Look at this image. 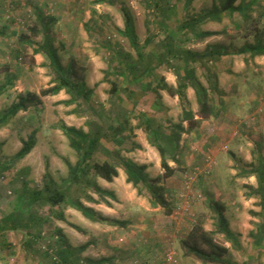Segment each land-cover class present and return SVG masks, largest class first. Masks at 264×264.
I'll return each mask as SVG.
<instances>
[{
  "label": "rangeland",
  "instance_id": "obj_1",
  "mask_svg": "<svg viewBox=\"0 0 264 264\" xmlns=\"http://www.w3.org/2000/svg\"><path fill=\"white\" fill-rule=\"evenodd\" d=\"M37 2L38 4L41 2L42 6H39ZM219 2L220 0H194L185 7V0H0V28L7 21L11 23V29L6 31L8 35L0 34V87L3 86L0 93V113L7 110L17 99L18 91L25 89L38 91L53 85L55 73L50 68L47 57L44 62L34 57V44L44 38L43 35H37L33 32L32 27L35 26V14L33 13L36 8H43L41 11L46 14L48 20L53 19V16H60V21L57 24V21L53 22L49 30L50 36L53 39V44L55 42L57 45L60 57L65 61L70 59L68 62L70 64L72 63L71 57L74 52L68 49L67 46L60 47L57 43L59 39H65L64 35H62L64 33L60 32L63 26L75 25L76 27L77 25L80 26L81 23L93 25L94 20L97 19L98 23L108 26L106 33L111 35V42L109 43L111 48L120 50L124 54H130L132 60H134L137 57L136 49L132 47L129 38L124 36L119 28V26L124 28L122 9L126 8L134 18L136 31L142 50L145 53L151 50L162 51L164 46L161 41L163 39L167 41V35L169 34L173 35L176 47L199 51L202 37L197 38L180 25L185 20L184 17L186 15L204 13L209 11L213 4H219ZM62 3L65 4L60 9L59 6ZM239 3H241V0L236 2V4ZM242 3L249 5L250 8L245 9V13H250L251 18L246 21L240 13H237L233 18L236 26L232 25L230 27L232 33L236 36L241 35L243 33V31L241 32V24L245 21V23H250L248 26L251 32L261 35L262 40H264V0H242ZM92 9L99 11L97 16L92 12ZM104 14L107 15L105 19L99 16ZM199 29H202V24H199ZM21 33H23L24 38L20 36ZM146 37L151 38L149 44L145 42ZM16 51H22V55H19V57L15 56ZM105 54L107 57L104 56ZM76 59H80L78 53ZM110 59L108 50L105 51L99 47H96V49L87 48L84 52V60L85 62L86 60L88 61V65L82 66L83 68L80 67L81 65H76L77 71L85 78L86 72L89 71L90 76L88 75V78L90 77L91 83H95L94 89H96L95 95L91 96L92 102L95 104L94 109H103L105 115L94 113V110H91L88 105L87 107L86 105L77 106L76 104L67 106L69 108L64 109L60 113L55 108L57 103L53 104L52 97H49L51 95H47L45 97L47 104H44L39 112L37 109L19 112L0 127V217L14 208L18 195L22 193L24 180H27L34 187L43 185L48 180L47 175L43 176L44 171L46 172L50 169L55 175L62 174L64 169L62 165L67 167L64 157L77 159V152L70 146L69 139L63 133L49 135L50 140L47 143H44V137H41L38 142L40 125L56 126L53 129L54 131L55 128L61 129V124L65 122L64 117H61V114H63L70 123L75 121L74 116L81 118L83 122L84 120L85 122L87 121L86 123L89 126H87L86 130L89 128L94 130L98 126H102L105 129L108 125L105 118L108 111L114 110L115 114H123L122 107L126 106L116 100L115 95H111V83L109 81L117 82L119 87H122L123 84L128 87V83L124 78L119 77L117 72L112 71L114 65L110 66ZM201 62H195V65L198 76L203 79L207 74V68L201 65ZM8 63L13 65V67H8ZM64 65L67 66L66 63ZM174 66V61L162 65L157 69V75H163L168 83L176 82L177 84ZM215 66L217 68V65ZM96 68L99 69L98 72ZM106 73H108L109 81L104 80ZM98 74L103 79L97 80L98 78L93 77ZM8 75L17 76L13 85L7 80ZM147 81L151 80L145 77L143 82L146 83ZM204 82L206 83L205 79ZM129 88L137 93L140 86L131 84ZM216 94L217 91H212V102L215 105L218 101ZM122 96L127 101L128 106L131 107L130 109H133L131 113H128L129 122L133 128H138L139 119L136 117L140 112H144L151 117L155 123L161 126L166 135L172 134L175 131L174 129H176L173 124L179 123L181 120L182 106L180 100L175 102H172V99L165 100L164 93L161 97L153 92L141 94L137 102H135L134 98H128L126 91ZM195 102L196 100L193 97L189 105L194 112L198 111V105H194ZM134 103H137V106ZM71 112H75V114ZM80 113L84 115H79ZM241 117L237 119L236 123H234L235 120L233 118H230V122L234 126L225 131L217 128L220 123L217 120H212L211 117L203 120L197 128H185L182 132L179 147H176L174 153L168 152L169 164L175 169V173L173 176L163 179L158 185L172 206L171 214H166L165 209L160 205L151 206L152 209L149 210V213L143 214V218L139 219L137 216L140 213H131L130 210L126 211L124 209L121 213L123 216L128 217V219H125L128 221L125 226L107 224L105 221L91 223V221L78 222L77 220L75 222L68 220L67 227L75 228L79 232V236L86 241L94 240L96 246H98L97 250L102 254L107 255L111 251L117 252L118 262L115 261L114 256H105L112 257L111 262L108 264H206L189 253L183 244V240L196 224H201L207 231L214 232L215 241L229 247L230 258L236 263L264 264V238L261 242H258L259 225L263 220L262 216L259 215L261 211L260 197L253 191L258 186L259 179L255 174L251 173L252 166L254 167L264 160V94L260 103L256 107L251 108L250 117ZM236 125H240L238 126V133L242 134V136H235L232 139L234 136L232 133L237 129ZM252 126L254 127V132H257L258 135H255L254 132L252 133L250 128ZM33 130H37L36 142L38 143L31 150V154L29 153L30 155H35L33 159L34 168L30 167L31 170L27 173L25 171L27 166H22L25 164L23 159H14V155L22 147L20 139L28 138ZM216 131L229 133L232 140L230 139L227 143V135L219 136ZM129 136L135 141L136 139L147 138L148 132L143 127L138 130L137 134L133 132ZM151 138H153L152 135ZM101 141L107 150L106 152L98 151L95 154L99 155L98 158L100 160L105 157L104 155H111V151L115 148V144L111 141H107L105 138ZM162 141L164 143L167 142L166 140ZM248 141H251L252 144H248ZM166 144L168 145L169 143L167 142ZM185 145H188V148L182 155L181 152L185 150ZM240 146L242 149H240ZM146 148L143 151L147 153L143 155L148 157L153 155V152L148 147ZM57 149H60V151ZM50 155H60V160L59 164L49 168L51 166L49 162ZM173 155L176 156L175 160ZM135 157L141 158L140 155ZM208 157H211V159ZM37 158L39 164L36 163ZM163 171L162 167H160V171L152 170L147 174L149 177L155 178L156 175H162ZM58 179L61 180L62 176ZM63 180L59 181L58 184H63ZM188 181L190 182V189L187 190ZM129 184L134 187L132 183ZM134 188L138 191L137 187ZM139 188L142 190V194L138 192V195L150 199L149 189L144 185H140ZM89 190H91L90 193L88 192ZM89 190H87V193L94 197L92 192L95 193V191L93 189ZM184 192H188V194L182 195ZM81 198L89 200L84 195ZM110 199L116 201L117 198ZM108 201L109 203L106 204L113 206L109 199ZM215 201L225 206L228 222L233 227L238 224L244 228L245 235L236 231L241 247L233 245L232 242L227 241L224 233L217 231V214L211 206V203ZM35 209L36 211H41L47 217H59L58 213L62 212L64 216V209L67 208L44 205L40 208L35 206ZM49 220L52 219L50 218ZM137 220L138 222L136 223ZM246 227L247 229H245ZM104 233L109 234L108 239L104 238L102 235ZM136 233H144L145 236H142L141 241L134 243L135 247L138 248V253L134 251L136 254H129L128 252L130 251L126 244L128 239L132 238V235ZM151 233H158L160 238L164 237L166 239V242L162 245V248L155 247L153 254L149 252L148 255L140 256L139 253L147 252L146 248L141 247L147 243V239H152L149 236ZM15 237H17V234ZM114 241L117 242L115 245L119 246L113 248L112 243ZM19 244L18 240L17 245L10 244L7 248H0V264H38L27 261L33 257L29 256L22 246L19 248ZM46 245L51 257L45 256L44 253H42L43 256L39 255L42 256L43 260L47 261L46 263L50 262L48 264H51V261H56L55 257L58 256V247L57 244L52 242H46ZM170 254L173 255L171 260L168 259Z\"/></svg>",
  "mask_w": 264,
  "mask_h": 264
},
{
  "label": "trees",
  "instance_id": "obj_2",
  "mask_svg": "<svg viewBox=\"0 0 264 264\" xmlns=\"http://www.w3.org/2000/svg\"><path fill=\"white\" fill-rule=\"evenodd\" d=\"M194 0H185L186 5H189ZM238 0H220L219 4H213L209 11L204 12L198 16H188L186 20L181 23L183 29L188 30L197 38L205 37L213 34V31H202L199 29V24L205 19H215L221 14L227 13L232 15L236 11H242L245 20L251 18V14L245 13V9H249L248 4L241 3L236 4ZM92 12L97 16L96 9ZM124 16V29L121 33L127 36L133 48L136 49L137 57L132 60L130 54H124L120 50L108 48L110 52L111 62L110 66L114 65L113 72H117L119 77L124 78L128 83L119 87V84L114 81H109L106 73L104 80L111 83V95L116 96V100H119L126 107H122L123 114H115L114 110L108 111L106 118L107 128L111 127V130L98 126L96 129L85 131L83 128L76 126H70L66 123H62L60 128L69 139L70 146L77 152V161L71 163L68 159L65 162L69 168V176L63 180V184H58L47 173L48 180L43 186L34 187L27 180L23 181L22 193L18 195L14 208L0 218V248L4 249L10 246V243L6 239L8 231L26 230L27 240L23 244L26 249H38L47 257H51L48 249L43 247L42 234L43 229H38L37 226L41 225L42 217L41 211H36V207H42L49 205L50 207H66L72 205L80 210L86 217L92 221H105L112 225L125 226L128 221L113 219L106 217L96 212L92 207H89L83 203L80 199L82 195L86 196L89 200L100 203H109L106 196L115 199L116 196L113 192L107 191L99 186L97 177H102L107 181H113L115 177L119 175L118 167H123L127 173V182L132 183L134 187L138 188L139 194H142L140 185H144L150 191V201L152 206H162L165 209L166 214L172 213V206L164 193L158 187L159 183L165 179L173 176L175 169L169 164L168 152L174 153L176 147H179L181 134L185 130L195 129L200 126L201 122L212 116L217 117L218 111L215 109L216 105L212 102V91H219L217 81V68L215 66L217 51L212 49L211 51L192 50L188 48L176 47L173 40V35H167L168 40L161 41L164 46L163 50L158 52L149 51L145 53L142 50V45L139 40L138 33L134 24V18L130 11L126 8L122 9ZM93 19V17H92ZM94 20V19H93ZM44 21V20H43ZM46 22V21H45ZM54 19L48 20L49 23L43 30H40V26L36 25L33 28V32L37 35L43 32L44 42L38 44L34 48V53H43L49 60V66L55 73V79L52 82L53 85L42 88L39 92L32 90H25L17 95V99L11 104V106L0 113V127L6 124L12 117L17 115L20 111H31L37 109L39 112L43 108V97L47 95H54L65 89L70 94V98L67 100L59 101L66 105L77 104V106H90L94 113L105 115L103 109L96 110L90 104V96L93 93V89L88 87L84 76L81 75L76 69V63L72 62L65 66L62 64L59 50L54 46L53 39L50 36V28ZM93 25L99 24L97 19L94 20ZM92 25V26H93ZM86 26L90 28V25L86 23ZM10 26L5 25V28L0 31L2 35H8L7 30ZM23 36V33L20 35ZM256 45L252 46L253 51L256 54L264 53V43L262 36L256 35ZM24 38V36H23ZM167 38V37H166ZM165 38V39H166ZM111 40L108 42V44ZM146 44L151 42L150 37H146ZM22 55V51L15 53V56ZM212 63H208L210 61ZM174 61L175 75L177 78V85H171L166 81L163 75H157V69L166 63ZM202 61L201 65L207 68V82L206 86L197 74V68L195 62ZM206 61V63H205ZM194 64V65H193ZM212 64V65H211ZM147 77L151 81L143 82V79ZM7 80L11 85L14 84V78L8 75ZM131 84H138V92L135 93L129 86ZM189 87L194 88L196 100L198 103V111L194 112L190 107V99L187 94ZM0 87V93L2 91ZM161 90H166L171 96H178L180 104L182 106L181 120L179 123H174L173 127L175 131L166 135L161 126L155 123V121L149 117L146 113L140 112L136 117L139 119L137 124L138 128H145L148 132V140L152 146H155L161 155V167L164 170L162 175L155 178L148 176L145 171V165H139L132 159L123 157L121 155L122 150L131 151L136 148L141 149L142 146L134 141L130 136L128 138L122 137V132L125 126L133 129L129 122L128 113H131V107L128 106L127 101L122 96L126 91L128 98H134L135 102L139 100V96L145 93L153 92L157 96L161 97ZM121 103V104H122ZM137 106V103H134ZM87 106V107H88ZM102 117V116H101ZM100 117V118H101ZM104 118V117H103ZM188 123V127L184 126V123ZM127 128V129H128ZM36 133L37 130H33L30 136L25 139L21 138L22 147L14 155V159H21L31 152L36 145ZM133 133V131H132ZM151 135L153 138H151ZM132 137V136H131ZM105 138L107 141L114 140V144L119 146L120 149L116 151V161H102L95 157L98 151H105L104 145L101 140ZM162 140H166L167 145ZM258 144V141H257ZM175 155L173 159L175 160ZM251 173L255 174L259 179L258 186L253 189L256 195L260 197L261 211L259 215L263 220L259 225V238L258 242L264 238V160L260 161L258 165L252 166ZM93 189L98 195L99 199H95L87 193V190ZM211 206L217 214V231L224 233L227 241L232 242L233 245L241 247V243L238 237V233L233 231L228 222V217L225 212V206L218 201L212 202ZM59 217H64L63 213H58ZM35 226V227H33ZM75 226V225H74ZM32 228L35 231H32ZM59 236V261H51V263L58 262L59 264H82L81 259L77 260L79 253L86 248V245H82L79 248H73L68 244L66 236L62 230H58ZM183 244L196 258L200 259L204 263L211 264H238L230 258L229 247L220 244L214 239V232L207 231L201 224H196L188 233L187 237L183 240ZM47 249V250H46ZM56 258V257H55ZM54 258V259H55ZM112 260V257H103L98 260L89 259L91 264H108ZM49 263V262H48Z\"/></svg>",
  "mask_w": 264,
  "mask_h": 264
},
{
  "label": "crops",
  "instance_id": "obj_3",
  "mask_svg": "<svg viewBox=\"0 0 264 264\" xmlns=\"http://www.w3.org/2000/svg\"><path fill=\"white\" fill-rule=\"evenodd\" d=\"M37 4H38V2H37ZM63 4H65V3H62L59 6V8L60 7L63 8L64 7ZM38 5L42 6V3L39 2ZM171 6H173V5H171ZM186 6L187 5L185 2V7ZM42 9H40V7L36 8V11L33 13V14H35L34 15V17H35L34 25L35 24L39 25L40 30H43L44 27H46L49 24V23H47L48 19L46 17V14L41 11ZM97 12L99 13V11H97ZM100 12H101V10H100ZM60 13H61V11H60ZM237 13H240L242 15V17L244 18L242 11H236L232 15L224 13V14H221L218 18H215V19H209L208 18V19L203 20L202 23H200V24H202V29H201L202 31H213V34H211L209 36L202 37L201 47H200L199 51H201L202 53H204L205 51H211L212 49H216V51H217V56L215 57L216 58L215 65H217V81H218L219 91H217V94H216L218 101L216 102V106H215L216 108L215 109H217L218 114H217V117L212 116V120H217V122L220 123V124H218L219 126H217V128L222 129V131L230 129L231 127L234 126L233 124H231L230 118H233L235 120L234 123H236L237 119L241 116H242L241 118H244L246 116L250 117L251 108L256 107L260 103V100L263 99V94H264V53H261V54L257 53L256 54V52L253 51L254 47L252 48V46L257 44L256 43L257 33L251 32V30L249 29L250 27L248 26L250 23H245V21H243V23L241 24V32L243 31V33L241 35L236 36L232 33V30L230 29V27L232 25L236 26L233 18L235 17V15ZM202 14L203 13L195 14V15L192 14L190 16H198V15H202ZM99 16L100 17L102 16L103 19L107 18V15H105V14L99 15ZM53 17H54L53 18L54 21L55 22L57 21L56 22V24H57L58 21H60V16L57 15V16H53ZM184 18L186 20L189 17H188V15H186ZM244 20H245V18H244ZM10 24L11 23L7 21V23H5L0 28V31L5 28V25L10 26ZM107 27L108 26L106 24L102 25L101 23H99L97 25H93V26L90 25V28H88V26H86L85 23H81L80 26L77 25L76 27H75V25L63 26L62 31H60V32L64 33L62 35H64L65 39H59L57 41V43L60 47H66L67 46L68 49H70L72 52H74V55L71 57V59H72L71 62L76 63V65H78V66L81 65L80 67L87 66L88 61L86 60V62H85V60H84V52L86 51L87 48L96 49V47L97 48L99 47L100 49H103L106 51V50H108L109 47H111L108 44V42L111 39V35H109V34L107 35V33H106ZM119 28L121 30L124 29L121 26H119ZM10 29H11V27H10ZM12 32H14V31H12ZM40 35H43V32L40 33ZM44 39L41 38L40 42H38L37 44H34V46L37 47L38 44L43 43ZM261 44H262V46H264V43H261ZM54 46L57 48V45L55 42H54ZM76 52L80 56V59H78V60L76 59V55H77ZM104 56L107 57L106 54ZM34 57L38 58L39 60H42L43 62L45 61V58H46V56L43 53L34 54ZM60 58H61V61L63 64L66 63V65H68V62L70 61V59L65 61L62 59V57H60ZM212 62L213 61L211 60L208 63H212ZM205 63H206V61H205ZM7 65H8V67H10V66L13 67V65H11L10 63H8ZM96 71L98 72L99 69L96 68ZM88 75L90 76L89 71L86 72V78L84 76V79H85L88 87L93 89V93L91 94V96H94L95 92H96V89H94L95 83H91L90 77L88 78ZM174 75H175V73H174ZM11 76L14 78V80L17 78L16 75H11ZM207 76L208 75L206 74V76L203 77V79H201L202 82L206 86L208 85V82H207L208 77ZM93 77H96V79L98 78L97 80H99L101 78L103 79V77H99V74L96 76H93ZM91 78H92V76H91ZM204 79L206 80V83L204 82ZM169 84L175 85V86L177 85L176 82L175 83L171 82ZM25 90L18 91V94L25 91ZM28 90L36 91L35 89H28ZM39 91L40 90H38L36 92H39ZM188 92H189L188 93L189 99L192 100V98L194 97V100H196L194 88L189 87ZM163 93H164V99L165 100L172 99V102L179 100L178 96H171L166 90H161V95ZM91 96H90V104L93 107H95V104L92 102ZM218 96H220V97H218ZM45 97L46 96L43 97V102H44V104H47ZM49 97H52L51 100H52L53 104L57 103L55 105L56 106L55 108H57V110H59L60 113L62 111H64V109L69 108L67 106L75 105V104L66 105L64 103H58L59 101L67 100L70 98V94L67 93V91L65 89H63L59 93L51 95ZM196 104L198 105L197 100L194 103V105H196ZM194 110H196V109L194 108ZM20 112H22V111H20ZM24 112H26V111H24ZM71 113L75 114V112H71ZM79 115H84V114L80 113ZM79 115H77V116H79ZM61 117L62 118L64 117L65 122H63V123H66L67 125L71 124L72 126H76L78 128H83L85 131L90 130V128L88 130H86L87 126H89V125H87V123H86L87 121L85 122V120H84V122H83L81 118L74 116L75 121H72V123H70V121L68 119H66L65 116H63V114H61ZM88 123H89V121H88ZM184 126L187 127V123H184ZM238 126H240V125H236L237 129L234 130L232 133V134H234L232 139H234L235 136H242V134L238 133L239 132ZM54 127H56V126L48 125V124L43 125V126L40 125L39 131H38L39 135H38V139H37L38 142H39V139L41 137H44L45 138L44 143H47L50 140L49 135H51V134L52 135L53 134L58 135L59 133L64 134L63 130L59 129V128H55V131H54L53 130ZM105 128H107V127H105ZM127 128L128 127L125 126L123 129V132H122V137H124V138H128L129 134L132 133V131L135 134H137L138 130L140 129V128H133V129L129 130L130 128H128V129ZM250 128H251L252 133H253L254 127L252 126ZM109 129L111 130V127L107 128V130H109ZM254 133H255V135H258L257 132H254ZM216 134L219 136L220 135H223V136L227 135L226 136L227 143L231 139L229 133H227V132L220 133L219 131H216ZM147 138H144V139L141 138V139L135 140L138 144H140L142 146L141 149L136 148L135 150H131V151L122 150L121 155L123 157H127V158L132 159L134 162L138 163L139 165H145L146 166L145 171L149 174L150 171H152V170H159L160 171L161 157H160V154L157 151V149L149 143V140ZM25 139H27V138H25ZM226 139H225V141H226ZM110 141L114 144V140H110ZM20 142H21V139H20ZM38 142H36V144ZM101 143H102V141H101ZM248 144H252V142L248 141ZM235 145L237 146V144H235ZM116 147H117V149H116ZM146 147H148V149L153 152V155H151L150 157H148L147 155H143L144 153H147V152L143 151V149H147ZM33 148H35V146ZM186 148H188V145H185V150L183 152H181L182 155L185 153ZM118 149H120L119 146L115 145V148L111 151V155H104L105 157L102 159V161L108 160V161H112V162L114 161L115 162L117 159L116 151ZM240 149H242L241 146H240ZM57 150L60 151V149H57ZM104 150H105L104 152H106V150H107L106 147ZM187 152H188V150H187ZM241 152H243V151H241ZM30 154L26 155L25 157L22 158L24 163H25L22 166H27V167H25V171L27 173L29 172V170H31L30 167L34 168L33 159H34L35 155H30ZM139 155L141 156V158L135 157V156H139ZM50 156H51V158H50L49 162H50L51 166H49V168L53 167V165L59 164V160H60L59 159L60 155H50ZM98 156L99 155H95L96 159L100 160L98 158ZM64 158L68 159L71 163H75L77 161V159L76 160L75 159H69L68 157H64ZM36 163L39 164L38 158H37ZM66 165H67V163H66ZM62 167L64 168L62 170V174L55 175V173H53L50 169H48V171H46V172L44 171L43 176L46 175L47 173H49V175L52 176V178L56 179V183H58L59 181H61L63 179H67L69 176L68 165H67V167L65 165H62ZM118 171H119V175L117 177H115L113 181H107L106 179H104L102 177H99V176L97 177V182H98L100 187H102L103 189H105L107 191L113 192L115 194V196L117 198L116 201H113L110 199V197L106 196V198H108L113 203V206L107 205L104 202H100V203L92 202V201L87 200L85 198H81V200L83 201V203L85 205L92 207L96 212H98L99 214H102L106 217L109 216L110 218L120 219V220L128 219V217L123 216L121 213L122 210L125 209L126 211L130 210L131 213H140V215H138L137 218L142 219L143 214H145L147 212L149 213V210L152 209L151 201L147 197H143L142 195H138V191L136 190V188L132 187V185L127 182V173L125 172L123 167H118ZM61 176H62V179L59 180L58 178ZM64 177H67V178H64ZM156 177H157V175H156ZM251 177L254 178L255 176H251ZM43 185H39V186H43ZM90 191L91 190H89L88 192L90 193ZM92 195L96 199L99 198V195L96 192L95 193L92 192ZM58 208H60V207H58ZM64 208L65 207H63V209ZM66 208L67 209H64L65 210L64 211V217L65 218L47 217L46 215H43L40 212V214H42L41 215L42 217H40L42 222H41V225L37 226V228L43 229L42 234L45 237L41 241L43 242L44 249L47 248L46 242H52L53 244H57L58 251H59L60 246H59L58 241L60 238L58 236V230L60 229L63 231L64 235L66 236L68 244L70 246H72L73 248H79L82 245H86V248L84 250H82L79 253V256L77 257V260L81 259L82 264H91V263H89V259L98 260V259L105 257V256H114L115 261L118 262L119 257H118L117 252L111 251V253L104 255L97 250L98 246H96V242L94 240H90V241L87 240L86 241L79 236V232L75 228H68L67 227L68 226V223H67L68 220L75 221V222H77V220H78V222L79 221H84V222L85 221L86 222L91 221V223H96V222L95 221L92 222V220L90 218L86 217L80 210H78L76 207H73L72 205H67ZM10 211H8V212H10ZM50 218L52 220H49ZM72 219H76V220H72ZM137 222H138V220L136 221V223ZM107 224H109V223H107ZM229 224H230L229 225L230 228L233 231H235V232L239 231V233H244V235L246 234L244 231V228L241 227L240 225L237 224L236 227H233L231 223H229ZM50 226H51V229H50ZM109 226H112V225H109ZM238 226H239V228H238ZM33 227H35V226H33ZM161 229H162V227H161ZM245 229H247V227ZM33 230L35 231V229L32 228V231ZM27 232L28 231L23 230V229L22 230H15V231H8L6 234V239L11 245L12 244L17 245V241L19 240V243H20L19 248L22 246L26 250V253L29 256L33 257V258H29V260H27V261H29V263L48 264V263H46L47 261L42 259L43 255H42L41 251H39L38 249L35 250L32 248L26 249L24 247L23 244L25 243V241L28 238ZM16 234H17V237H15ZM102 235L104 236L105 239H108V235H109L108 233H104ZM142 236H145V234L144 233H142V234L136 233V234L132 235V238L128 239L126 246L128 245L127 248L130 251V252H128L129 254H136V253H134V251H137V253H138V248L135 247L134 243H136L137 241H141ZM149 236L152 239H147V241H146L147 243H145L141 247V248H146V251L148 253L143 251V252L139 253L140 256L148 255L149 252H151L150 254H153L155 247H157V248L161 247L162 248V245H164V243L166 242V239H164V237L160 238L158 233H151ZM156 236H158V237H156ZM164 236H165V234H164ZM112 244L114 246L113 248H115L116 246H119V245H115V244H117V242H115V241ZM149 249H151V251H149ZM39 254L42 256H40ZM58 257H59V253H58V256H56V261H59ZM146 258H150V257H146ZM51 264H59V263L55 262V263H51ZM65 264H69V263H65Z\"/></svg>",
  "mask_w": 264,
  "mask_h": 264
},
{
  "label": "built area",
  "instance_id": "obj_4",
  "mask_svg": "<svg viewBox=\"0 0 264 264\" xmlns=\"http://www.w3.org/2000/svg\"><path fill=\"white\" fill-rule=\"evenodd\" d=\"M208 158L211 159V157H208ZM186 189H187V190L190 189V182H189V181L187 182V188H186ZM186 194H188V192H186V193L184 192L182 195L185 196ZM172 258H173V255L170 254V255L168 256V259L171 260Z\"/></svg>",
  "mask_w": 264,
  "mask_h": 264
}]
</instances>
